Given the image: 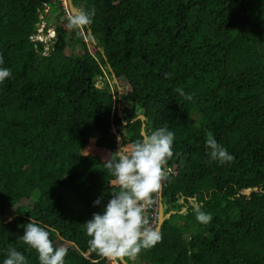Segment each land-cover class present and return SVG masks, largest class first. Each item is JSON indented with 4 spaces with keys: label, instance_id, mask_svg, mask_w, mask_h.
<instances>
[{
    "label": "trees",
    "instance_id": "1",
    "mask_svg": "<svg viewBox=\"0 0 264 264\" xmlns=\"http://www.w3.org/2000/svg\"><path fill=\"white\" fill-rule=\"evenodd\" d=\"M72 2L95 9L83 30L67 27L60 0H0V68L11 71L0 83V264L9 247L39 264L20 238L30 220L67 248L64 264H109L90 249L84 223L119 190L105 159L141 139L142 123L174 133L162 188L164 212H174L137 259L264 264V0ZM51 6L54 36L33 39ZM76 45L82 52L68 51ZM117 101L127 106L125 124ZM140 113L144 122L134 119ZM208 133L231 162L210 159ZM193 197L209 223L196 220Z\"/></svg>",
    "mask_w": 264,
    "mask_h": 264
},
{
    "label": "clouds",
    "instance_id": "2",
    "mask_svg": "<svg viewBox=\"0 0 264 264\" xmlns=\"http://www.w3.org/2000/svg\"><path fill=\"white\" fill-rule=\"evenodd\" d=\"M66 8L69 10L68 4ZM94 15L95 9L86 11L78 8L75 14L71 13L69 16L67 27L73 30H83L92 24ZM51 27L53 33L46 38L38 37L37 33L42 31L46 34L49 27L44 30L43 26L40 31L37 27L36 34L32 38L35 40L50 39L55 34L54 27ZM2 63L3 58L0 57V64ZM10 75V69L0 68V83ZM170 75L165 73V77H170ZM175 91L186 100L193 99L192 94L185 93L181 88H176ZM117 103L123 112L121 118L125 124L123 118L127 106L121 101L115 102V105ZM138 115L134 119H140ZM173 141L174 133L167 127L152 131L144 129L141 132V139L126 148L120 147L118 152L110 154L105 159V168L114 177L112 184L119 190L111 193L112 198L108 201L103 213H94L92 219L84 223V227L87 236L91 238L88 241L90 249L106 258L109 264H127L128 260L135 259L136 264H146L137 259L138 255L142 250L150 249L161 241L162 234L156 225L159 217V201L162 203L163 212L166 208L162 188L165 185L164 179L173 173L171 167L166 165L173 157ZM205 148L208 150L210 159L220 164L229 163L234 159L211 133L207 134ZM155 194H157V217L153 226L149 220L148 208L153 204ZM189 199L196 220L204 224L209 223L212 219L211 214L203 211L202 206L193 200L194 197ZM178 201L182 202L183 197H180ZM100 202L98 199L94 204H100ZM173 212L174 210L171 209L164 214L169 217ZM20 238L24 244L38 253L39 264H64L67 248L54 247L49 238V232L35 222L30 220L24 226V234ZM3 264H26V258L16 248L9 247Z\"/></svg>",
    "mask_w": 264,
    "mask_h": 264
},
{
    "label": "rangeland",
    "instance_id": "3",
    "mask_svg": "<svg viewBox=\"0 0 264 264\" xmlns=\"http://www.w3.org/2000/svg\"><path fill=\"white\" fill-rule=\"evenodd\" d=\"M60 3H62L63 4V6H65V8L67 7V1L66 0H60ZM58 11V9H56V6H54V7H52L51 6V8H50V13L49 14H52L51 16H47L46 18H44V15H42V14H40L39 15V17H40V20L36 23V25H37V27L39 28L38 29V31H40L41 30V28H43V26H46V25H48V27H49V31L45 34V33H42V31L41 32H39V33H37V36L38 37H40V38H46L49 34H52L53 32H52V27L51 26H53L54 27V25H55V21H54V18H53V13H56ZM83 39L85 40V41H87V43H88V37L87 36H85V37H83ZM89 44V43H88ZM90 45V44H89ZM91 47V46H90ZM68 51H70V50H72V51H74L75 53H79V52H82V49H81V47L80 46H78V45H76V46H74L73 48L71 47V46H68ZM105 78H107V79H109V82H110V84H111V88H113V85H112V79H110L109 77H108V75H106L105 76ZM103 84H104V82H103V78L102 77H98V79L96 80V82H95V85L96 86H98V87H101V86H103ZM118 84H119V86H120V83H119V81H118ZM121 87V86H120ZM121 97V96H120ZM123 97V96H122ZM119 100H120V98H118ZM118 104V103H117ZM117 104H116V107H117ZM121 105H122V103H121ZM124 105V104H123ZM123 107V106H122ZM118 129H116V128H114L113 129V133L116 135V137H117V139H118V137H119V139H120V134H119V132L117 131ZM37 194L35 193V196H36Z\"/></svg>",
    "mask_w": 264,
    "mask_h": 264
},
{
    "label": "water",
    "instance_id": "4",
    "mask_svg": "<svg viewBox=\"0 0 264 264\" xmlns=\"http://www.w3.org/2000/svg\"><path fill=\"white\" fill-rule=\"evenodd\" d=\"M67 4H68L70 12L72 14H75L77 10H75V8H74V6L72 4V0H67ZM88 33L91 34V41L93 43H96L94 37L92 36V32H91L90 29L88 30ZM107 65H108V69L111 71L112 81L117 84V91L120 92L121 89H120V86L118 84V80H117L116 74L113 72L112 67L109 64H107ZM117 109H118V115L121 117L123 115V112L121 111V107H120L119 104L117 105ZM138 117H140L142 122L145 120V117L142 114H139ZM143 128H144V123H142L141 132H142V130H144ZM167 217H168V215L164 214V212L162 210V203H161V201H159V217H158V221H157V225H156V227H158L159 230L161 229V225H162L163 221ZM127 264H129V263L127 262Z\"/></svg>",
    "mask_w": 264,
    "mask_h": 264
},
{
    "label": "built area",
    "instance_id": "5",
    "mask_svg": "<svg viewBox=\"0 0 264 264\" xmlns=\"http://www.w3.org/2000/svg\"><path fill=\"white\" fill-rule=\"evenodd\" d=\"M153 201H154L153 204L148 209L150 213V217H149L150 223L154 226L157 217V194L154 195Z\"/></svg>",
    "mask_w": 264,
    "mask_h": 264
}]
</instances>
